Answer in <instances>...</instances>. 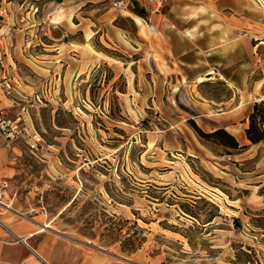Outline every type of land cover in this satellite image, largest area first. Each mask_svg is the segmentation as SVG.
<instances>
[{"label": "rangeland", "instance_id": "obj_1", "mask_svg": "<svg viewBox=\"0 0 264 264\" xmlns=\"http://www.w3.org/2000/svg\"><path fill=\"white\" fill-rule=\"evenodd\" d=\"M119 1L0 0L20 211L135 264H264V139L246 136L264 0H167L166 19ZM217 40L235 44L234 81L189 65H214Z\"/></svg>", "mask_w": 264, "mask_h": 264}, {"label": "crops", "instance_id": "obj_2", "mask_svg": "<svg viewBox=\"0 0 264 264\" xmlns=\"http://www.w3.org/2000/svg\"><path fill=\"white\" fill-rule=\"evenodd\" d=\"M161 12L158 16L166 19L167 14ZM202 28L199 25V29ZM214 44L218 47V53L213 58L218 56L220 59L214 65L209 63V66L205 63L189 64L193 66L194 74H215L216 78L227 82L238 79L234 67L229 63L235 56V44L227 40H217ZM201 48L208 49L209 46ZM206 77L210 78L209 75ZM11 105L12 100L2 90L0 110ZM18 151L19 147L12 139L5 142L0 138V188L3 182L8 184L0 197V264H135L125 261L116 252L93 247L48 225L43 227L37 218L26 217L20 211L21 201L12 195L18 173L15 165L19 158Z\"/></svg>", "mask_w": 264, "mask_h": 264}, {"label": "trees", "instance_id": "obj_3", "mask_svg": "<svg viewBox=\"0 0 264 264\" xmlns=\"http://www.w3.org/2000/svg\"><path fill=\"white\" fill-rule=\"evenodd\" d=\"M262 104L263 109L261 114L257 113L259 106ZM259 104L258 102L254 106L253 112L250 114V124L249 127L246 129V136L247 138L253 143H259L264 139V102ZM197 132L202 137H211L217 140L222 145L231 148H240V142L238 139L227 131L225 128H218L210 133L203 132L200 128L196 126Z\"/></svg>", "mask_w": 264, "mask_h": 264}, {"label": "built area", "instance_id": "obj_4", "mask_svg": "<svg viewBox=\"0 0 264 264\" xmlns=\"http://www.w3.org/2000/svg\"><path fill=\"white\" fill-rule=\"evenodd\" d=\"M119 3H120V4H123L124 1L121 0V1H119ZM166 3H167V0H152V7H153V10H154L155 12H161V10L165 7ZM0 61H1V59H0ZM1 65H2L3 68H5V66H4V64L2 63V61H1ZM6 85H7V87H9V88L11 87L10 84H9V82H7ZM3 124H6V126H8V125H10V122H6V120H5V118L3 117L2 113H0V127H1V129H2V127H3V129H4V127H6V126H4ZM17 127H18V126H13V127H11V130H10V131L18 129ZM16 131H19V132H20V131H23V130L20 129V130H16ZM6 135H7L6 138L11 137L9 133L6 134ZM7 186H8L7 182H3V183L1 184V188H0V197L3 195V190H4Z\"/></svg>", "mask_w": 264, "mask_h": 264}, {"label": "bare ground", "instance_id": "obj_5", "mask_svg": "<svg viewBox=\"0 0 264 264\" xmlns=\"http://www.w3.org/2000/svg\"><path fill=\"white\" fill-rule=\"evenodd\" d=\"M199 79L200 82H203L204 80L208 79V77H200Z\"/></svg>", "mask_w": 264, "mask_h": 264}]
</instances>
